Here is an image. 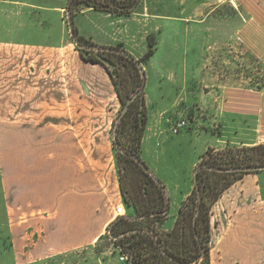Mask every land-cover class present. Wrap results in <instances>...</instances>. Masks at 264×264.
Returning a JSON list of instances; mask_svg holds the SVG:
<instances>
[{
    "label": "crops",
    "instance_id": "0c3cea01",
    "mask_svg": "<svg viewBox=\"0 0 264 264\" xmlns=\"http://www.w3.org/2000/svg\"><path fill=\"white\" fill-rule=\"evenodd\" d=\"M230 1L238 3L237 15H205L207 28L195 30L207 38V62L194 60L190 68L186 64L179 66L180 71L175 68L181 98L185 94L197 100L196 116H206L205 122L197 120L202 124L197 127L208 125L206 133L217 138L212 146L216 151L264 144V85L256 86L262 83L260 73L220 75L215 71L216 54L230 45L235 50L229 52L248 53L262 69L264 0ZM65 11L64 0H0V186L16 264H50L97 246L118 218L115 209L124 206L117 155L108 137L117 121L118 95L105 67L85 61L70 41ZM92 12L85 10L80 16ZM57 17L62 22L58 32L51 30ZM131 17L142 24V48L133 42L129 46L123 38L99 43L123 44L139 60L147 52L148 36L162 33L172 18ZM77 31L93 41L86 28ZM158 54L159 48L143 66L148 124L141 157L145 163L150 161L155 173H160L168 155V149H157L155 141L173 134L175 121L171 111L163 108L154 114L148 107V73L156 66ZM163 69L164 73L156 69L153 75L161 74L154 83L165 100L171 81L169 69ZM200 85L212 89H200ZM105 89L112 92L114 101L101 112L103 118L94 119ZM98 121L103 122L98 125ZM200 161L183 171V183L171 171L161 176L170 198L166 231L173 229L181 204L194 190ZM211 229L210 264H264V170L244 175L221 194L212 207ZM98 264L126 263L114 246L110 257L98 259Z\"/></svg>",
    "mask_w": 264,
    "mask_h": 264
},
{
    "label": "trees",
    "instance_id": "16d2710c",
    "mask_svg": "<svg viewBox=\"0 0 264 264\" xmlns=\"http://www.w3.org/2000/svg\"><path fill=\"white\" fill-rule=\"evenodd\" d=\"M141 3L142 0H68L66 9L73 19L85 10L121 18L130 17ZM75 32L82 58L105 67L122 107L133 99L117 126L118 143L114 141L126 215L111 223L104 238H109L120 255L127 257L126 264H210L213 205L234 182L248 173L260 172H220L212 168L264 165V144L207 150L196 168L193 192L181 204L173 229L166 231L164 226L170 217L166 187L136 160L142 161V142L148 124L146 77L138 64L145 66L155 56L157 41L149 35L147 52L137 60L123 44L98 46L91 39L80 36L76 28ZM133 171L139 173V179L127 182L125 174Z\"/></svg>",
    "mask_w": 264,
    "mask_h": 264
},
{
    "label": "rangeland",
    "instance_id": "374dc122",
    "mask_svg": "<svg viewBox=\"0 0 264 264\" xmlns=\"http://www.w3.org/2000/svg\"><path fill=\"white\" fill-rule=\"evenodd\" d=\"M67 1L68 0H64L65 5H67ZM238 8V3H231L230 0H142L139 9L134 14H132L147 15V17H150V19H152L151 21H154V19H156V16H171V22L165 26L162 33L156 31L152 34L154 36V39L157 41L159 54L154 60L156 66L154 68H149L148 75L150 79L148 90L150 91V94L148 107L149 110L154 114L163 108L171 111L172 117L175 118V121H173L174 124L181 119L190 122V126H188L189 128L185 131L186 133H190L195 129L198 130L197 133L191 135L186 133H180L178 135L167 133L166 135L158 138L155 141V144H158L157 149L160 150L162 148L161 146H163L164 149H168V155L165 158L166 161L164 164H162V166H160V173H155L154 171H152L148 165L150 161H148V163H145V161H143L142 159V161L162 183L163 181L161 179V176L165 175V173L167 174V172L170 171L180 178L179 182L181 181L183 183V180L181 179L185 175L183 171L190 168L192 162H199V160L207 152V150L212 149V146H215L217 140L216 136H213L211 133H206L205 130L207 129L208 125L204 127L201 126V128L197 127V125H199L197 120L201 119V123L205 122L204 120H206V116H196L195 113L198 105L196 99L189 100L190 98H186L185 94H183V97L181 98V88L180 86H177L178 84H176V80H178L179 74L175 70V68L177 67L178 69L179 66H184L185 64L190 68L194 60H198V62H200L201 64L207 62V55L209 57V54L205 52V50H207V38L204 35H196L195 30L199 28H207L208 23L205 15H216L220 18H233L234 15H237ZM65 13L66 15L64 19L68 27L67 9ZM80 14H77V17L74 19L75 28H86L88 34L93 37V42L98 46H102L99 43L101 39L114 41V39L123 38L127 43L133 42L135 47H137L138 49L142 48L143 44L145 43V41H143L142 39V24L137 23L136 18L133 19L131 16L121 18L105 16L109 14L96 11L85 14L86 16H80ZM61 28L62 22L61 20H59V18L57 22L56 20L52 22V31L57 30L58 32L59 30H61ZM37 39L38 41H40L41 37ZM70 41L74 42L72 37L70 38ZM128 45L130 46L129 43ZM146 45L148 49V44ZM234 50L235 49H233V45H230L226 46V48L224 49L225 53L221 49L220 53L217 52L218 54H216L215 71L219 72L220 75L244 73L247 76H253L257 71V73H260L257 77L260 78L259 81L262 83L257 84L256 86L264 85V66H262V69H260V64L255 62V59L252 58V56H250L248 53L242 54V52L240 53L238 51L234 53L229 52ZM238 55H240L241 57H238ZM173 66L174 68L172 69L174 70L169 69V67ZM163 68H166L167 71L169 69L168 78L171 81H169L171 84L165 83V85L168 84L166 85L167 88H165V100H162L161 95L159 94L160 91L156 87L157 83H154L155 78L157 80L161 78V74L159 73L157 75H153L156 69L164 73L165 70ZM171 85L174 86V90L171 89ZM246 85L255 86L254 83H247ZM191 86L188 85L190 89L194 88ZM200 87V89L205 88L207 89V91L212 89L210 85H200ZM201 92H203V90H201ZM101 96V101H99L101 105L97 104L96 106L95 103L97 110L92 117L94 119L98 118L99 120L104 116H102L101 114V112H103V109L114 101L113 94L110 90L105 89L103 93H101ZM122 109L123 107L119 102V110L116 120L120 116ZM100 122L101 121H98L97 124L99 125ZM102 122L100 124H102ZM114 125L115 124L111 126L108 133V137L112 145H114ZM227 148L238 149L242 147L230 146ZM189 172L191 175L193 174V170ZM139 176L140 175L139 173H137V171L125 174V177H128L127 182L131 180L133 182H136L139 179ZM169 183H171V181ZM113 251V242L109 238H105L95 247L86 249L78 255L58 258L50 264H98V259L105 260L109 258ZM96 260L97 262H95ZM0 264H16L13 256L12 238L8 226L1 186Z\"/></svg>",
    "mask_w": 264,
    "mask_h": 264
},
{
    "label": "water",
    "instance_id": "95a60500",
    "mask_svg": "<svg viewBox=\"0 0 264 264\" xmlns=\"http://www.w3.org/2000/svg\"><path fill=\"white\" fill-rule=\"evenodd\" d=\"M68 25H69V29L72 35V38L74 40V42L77 44H79V41L76 37V32H75V26H74V19L72 17V14L70 12H68ZM140 67V70L142 72L143 77H146V73L144 70V67L139 63L138 64ZM133 99H129L126 106L122 109L120 116L118 117L116 123H115V128H114V141L117 142V133H116V129L117 126L120 122V120L122 119V117L125 115V113L127 112V110L129 109V106L131 104ZM137 161L141 162L143 168L157 181L160 182V180L157 178V176L148 168V166L142 162L140 160V158H136ZM212 169H216L218 171H224V172H237V171H241V172H255V171H263L264 170V165H258V166H244V167H234V168H227V169H217V168H212ZM197 173H198V169H196L195 173H194V180L195 182L197 181Z\"/></svg>",
    "mask_w": 264,
    "mask_h": 264
},
{
    "label": "built area",
    "instance_id": "2783aa9c",
    "mask_svg": "<svg viewBox=\"0 0 264 264\" xmlns=\"http://www.w3.org/2000/svg\"><path fill=\"white\" fill-rule=\"evenodd\" d=\"M189 126V122L186 120H180L178 122H176L175 124H173L172 128H171V132L175 135L182 133L184 130H186ZM115 215L117 217H121V216H125L126 215V209L123 205L118 206L115 209ZM127 257L122 255L121 256V260L122 261H126Z\"/></svg>",
    "mask_w": 264,
    "mask_h": 264
}]
</instances>
